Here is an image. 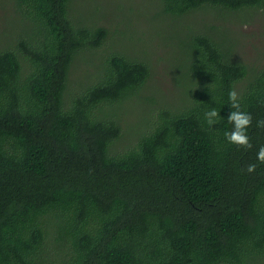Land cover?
<instances>
[{"label": "trees", "instance_id": "trees-1", "mask_svg": "<svg viewBox=\"0 0 264 264\" xmlns=\"http://www.w3.org/2000/svg\"><path fill=\"white\" fill-rule=\"evenodd\" d=\"M12 1L16 30L0 44V264H264V69L241 86L248 67L214 36L218 27L170 33L180 101L164 103L151 131L117 151L123 129L112 113L146 87L150 63L132 46L109 47L110 30L76 17L74 0ZM150 8L167 29L203 9H264V0ZM85 57L98 70L73 89ZM232 90L253 117L250 150L224 135L234 127ZM211 108L220 113L213 126Z\"/></svg>", "mask_w": 264, "mask_h": 264}, {"label": "rangeland", "instance_id": "rangeland-1", "mask_svg": "<svg viewBox=\"0 0 264 264\" xmlns=\"http://www.w3.org/2000/svg\"><path fill=\"white\" fill-rule=\"evenodd\" d=\"M73 4L76 17L82 16L110 30L109 47L115 44L132 46L135 54L147 60L152 67V75L140 94L112 113L115 118H120L123 129V136L115 146L117 151L135 144L140 131L141 136L151 131L157 109L164 103L177 104L180 101V85L183 83L177 69L178 46L176 39L171 41L167 38L170 33L180 34L186 25L209 33H212L209 31L212 25L218 27L214 36L230 44L232 56L248 67L249 74L242 80L241 86L248 82L252 73L264 69V9L234 13L203 9L182 23L166 24L165 29L164 25H157L152 20L150 0H74ZM17 17L14 2L0 0V44L16 30ZM96 62L89 57L78 59L71 74L73 89H80L89 83L88 75L98 70ZM48 232L46 252L51 260H55L58 249L54 242V230L49 229Z\"/></svg>", "mask_w": 264, "mask_h": 264}, {"label": "clouds", "instance_id": "clouds-1", "mask_svg": "<svg viewBox=\"0 0 264 264\" xmlns=\"http://www.w3.org/2000/svg\"><path fill=\"white\" fill-rule=\"evenodd\" d=\"M230 108L235 109L231 111L227 121L234 127L230 132H225V138L229 143L237 145L241 148L250 150L253 145L250 141L248 129L252 127L253 117L251 114L240 110L241 105L239 103V97L235 90L229 92ZM207 123L209 126H213L218 122L220 113L211 108L206 112ZM256 127L264 129V120L256 122ZM257 159L260 163H264V146H261L257 153ZM249 173H253L256 170L255 164H249L246 169Z\"/></svg>", "mask_w": 264, "mask_h": 264}]
</instances>
